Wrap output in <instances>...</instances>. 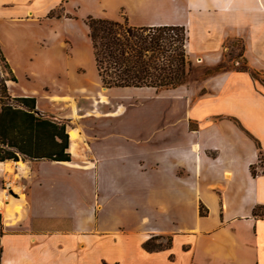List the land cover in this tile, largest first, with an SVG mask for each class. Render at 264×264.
Returning <instances> with one entry per match:
<instances>
[{
	"label": "crops",
	"instance_id": "0c3cea01",
	"mask_svg": "<svg viewBox=\"0 0 264 264\" xmlns=\"http://www.w3.org/2000/svg\"><path fill=\"white\" fill-rule=\"evenodd\" d=\"M88 17L184 27L189 62L225 68L105 87ZM0 49L39 79L37 110L77 129L70 161L13 163L27 207L0 208V264H264V0H0Z\"/></svg>",
	"mask_w": 264,
	"mask_h": 264
},
{
	"label": "trees",
	"instance_id": "16d2710c",
	"mask_svg": "<svg viewBox=\"0 0 264 264\" xmlns=\"http://www.w3.org/2000/svg\"><path fill=\"white\" fill-rule=\"evenodd\" d=\"M86 23L103 86L159 89L185 82L191 63L186 54L184 27H135L125 20L94 17H88ZM0 61V162L70 161L66 125L41 114L36 108L35 96H13L7 82H17V79L1 49ZM215 71H219V67ZM255 142L261 156V145ZM251 169L255 174V168ZM143 247L147 251L162 248L153 238Z\"/></svg>",
	"mask_w": 264,
	"mask_h": 264
},
{
	"label": "rangeland",
	"instance_id": "374dc122",
	"mask_svg": "<svg viewBox=\"0 0 264 264\" xmlns=\"http://www.w3.org/2000/svg\"><path fill=\"white\" fill-rule=\"evenodd\" d=\"M85 39H86V33H84L82 30H80L79 31V43H81V45L76 50V52L78 53L77 55H79V57L82 60L83 59L86 60L85 62L89 66V70H90V69H92L93 63H91V61H90V55L87 56V54H89L88 50L90 51V48H88L86 46ZM217 67H219V71H220V70L225 68V65L222 64V65H218ZM217 67H215V68H217ZM239 67H245V66H239ZM1 68H2V63L0 61V69ZM93 69H94V67H93ZM213 72H215V71H212V69L209 70V69H204V68L200 67L198 65V63H196V64L191 63L189 71H188V75L186 76L184 83H187L189 81L194 82V83H198L205 76H207L208 74L213 73ZM252 74L264 86V74H261L260 72H253ZM14 75L17 79V83L12 82V81L7 82L9 92L13 96H17L18 94L24 95L25 93L30 94L32 92V90L37 87L36 84H38V82H39V79H35V78H31V77L28 78L25 75H23L22 72H18L17 74L14 73ZM73 129H75V128H73ZM75 131H77V129H75ZM69 138H70V136H69ZM260 162L264 165V152L261 155ZM9 165H10V168L13 170V162H10ZM19 166L21 167L20 170L22 172H26L25 176H28L29 168L24 164H19ZM0 174L3 175V176H0V201H2L4 205L11 203V206H13L17 202H20L21 206H22V210L20 212H18L17 215H18V218H21L22 215L25 214V212H26L27 190L22 186L24 184H20L21 181H19L18 176H16L17 181H18L16 183L17 184L16 186L19 185L21 187L18 186L19 188L17 189V187L14 188L11 185V181L8 177H6L3 173H0ZM25 184H26V181H25ZM21 193H23L25 195V196H23V197H25L24 199L21 198ZM1 210L3 211V208H1ZM1 210H0V213H1V218H2V225L0 227V236L3 232V221L5 220L3 218L4 215L1 212Z\"/></svg>",
	"mask_w": 264,
	"mask_h": 264
},
{
	"label": "bare ground",
	"instance_id": "6f19581e",
	"mask_svg": "<svg viewBox=\"0 0 264 264\" xmlns=\"http://www.w3.org/2000/svg\"><path fill=\"white\" fill-rule=\"evenodd\" d=\"M68 134L71 140H74V138L76 137V132L74 130H69ZM10 162H13V161L0 162V171H2L3 174L10 179L11 185L14 188H16V177H15L13 170L10 168V165H9ZM20 163L21 162L19 161V164ZM7 206H8L7 204L4 205L3 202L0 201V208H3V211H5L8 208Z\"/></svg>",
	"mask_w": 264,
	"mask_h": 264
},
{
	"label": "water",
	"instance_id": "95a60500",
	"mask_svg": "<svg viewBox=\"0 0 264 264\" xmlns=\"http://www.w3.org/2000/svg\"><path fill=\"white\" fill-rule=\"evenodd\" d=\"M13 163H15V161H13Z\"/></svg>",
	"mask_w": 264,
	"mask_h": 264
}]
</instances>
